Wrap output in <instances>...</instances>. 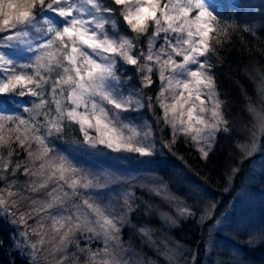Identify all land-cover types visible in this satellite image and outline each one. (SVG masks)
I'll use <instances>...</instances> for the list:
<instances>
[{
	"label": "snow or ice",
	"instance_id": "1",
	"mask_svg": "<svg viewBox=\"0 0 264 264\" xmlns=\"http://www.w3.org/2000/svg\"><path fill=\"white\" fill-rule=\"evenodd\" d=\"M253 23L242 22V30L255 34ZM229 27L215 0H0V219L32 220L37 237L29 242V233L19 232L23 241L13 237V248H30L31 264L45 250L56 264H128L123 228L136 227L131 215L140 205L134 202L141 200L146 215L154 208L135 197L131 182L137 180L181 217H194L170 179L148 171L97 172L74 153L153 157L172 152L183 137L207 161L220 135L234 131L210 59ZM157 81L153 97L145 90ZM248 113L264 130V109L253 105ZM237 146L240 163L225 172L228 192L256 154L254 131ZM120 184L129 187L120 188L117 200L113 186ZM200 196L205 207L197 209V223L207 226L208 239L239 228L246 190L222 211L221 201ZM250 226L249 220L244 227ZM249 235L264 240V226Z\"/></svg>",
	"mask_w": 264,
	"mask_h": 264
},
{
	"label": "trees",
	"instance_id": "2",
	"mask_svg": "<svg viewBox=\"0 0 264 264\" xmlns=\"http://www.w3.org/2000/svg\"><path fill=\"white\" fill-rule=\"evenodd\" d=\"M215 6L224 23L230 27L229 35L223 37L222 44L216 46V53L211 55L210 59L214 65L212 72L217 92L220 99L225 102L223 111L232 123L234 131L231 135H220L215 151L210 154L207 161L200 158L190 143H184L181 139L173 146L172 152L164 149L163 153L153 157L137 158L132 154L117 153L104 155L74 153L81 164L97 172L119 169L131 174L146 171L158 173L170 179L171 190L177 192L189 206L193 207L194 217H181L169 202L155 196L146 188L139 187L141 181H132L135 197L150 202L154 208L146 215L141 200L136 199L134 202V206L140 205L139 210L131 215V222L136 227L123 228V241L127 250L123 258L128 264H193L194 256L195 264H264V240L257 235H249L250 232L258 231L264 226V167L260 170L261 175L254 178V183L249 184L243 179L247 170L252 167L253 160L259 157L258 154L261 155L260 160L264 154V150L261 149V143H264L261 141V135L264 134V130L259 129V125L255 124L254 118L248 113V108L253 105L257 111L264 109V0H215ZM249 20L254 21L251 27L255 34L242 30V22ZM158 82L145 91L154 97L158 90ZM159 111L157 108L158 114ZM143 115L149 120H154L147 111ZM253 131L257 142V147L253 151L256 154L250 161L246 160L242 164L231 191H225L228 187L225 183V172L240 163L236 155L237 142H250ZM167 136L168 129H165L164 137ZM67 138L71 140V134ZM57 143L61 148L71 150L69 145L59 141ZM116 156L126 158L115 159ZM26 179L27 177L20 176L21 181ZM113 187L112 195L120 200V188H128L129 185L120 184ZM241 188H251L249 193L255 199V203L238 205L244 209L243 218L237 221L241 223L239 228L215 232L214 239H208L210 234L207 226H200L197 223L200 217L199 210L205 207V204L201 203L200 194L204 193L221 201L222 211L239 195L237 192H240ZM161 213L170 215L177 223H167ZM15 218L0 219V241H3V245L0 246V264H30L26 245L22 244L20 249L24 258L23 254L10 251L15 249L12 246L13 237L17 241H23L18 235L19 232L27 231L28 241H36L37 237L31 234V228L35 225L32 220H29L28 225L20 223L13 225L8 222ZM249 220L251 228H245L244 225ZM141 227L150 230L147 235L140 232ZM205 241L207 248L209 246L210 256L207 255ZM39 253L36 264H56L47 250Z\"/></svg>",
	"mask_w": 264,
	"mask_h": 264
},
{
	"label": "rangeland",
	"instance_id": "3",
	"mask_svg": "<svg viewBox=\"0 0 264 264\" xmlns=\"http://www.w3.org/2000/svg\"><path fill=\"white\" fill-rule=\"evenodd\" d=\"M158 84H159V82H158ZM259 129H260V127H259ZM258 129V130H259ZM169 129H168V136L166 137V138H170L169 137ZM181 140H182V142H184V143H190V145H191V147L196 151V149H195V147L192 145V143L190 142V141H186L185 140V138H183V137H181L180 138ZM253 150H255V149H253ZM197 152V151H196ZM198 153V152H197ZM198 155L200 156V154L198 153ZM259 155V157H257V158H255L254 160H253V163H252V167H250L248 170H247V172L245 173V177H243V179L247 182V183H254L253 181H255V177L257 176V175H261V173H260V170H261V168L262 167H264V154H263V156H262V160H260V157H261V155H260V153L258 154ZM263 183V182H262ZM194 189V188H193ZM251 188H249V189H242L241 188V190H240V192L238 191L237 192V194H241L244 190H246L247 191V196H246V198H245V200H244V203L242 204V205H250V204H254L255 203V199L251 196V194L249 193V190H250ZM195 191H196V189H195ZM172 205V208H173V210H176V207H175V205H173V204H171ZM177 211V210H176ZM238 224H241L240 222H237ZM250 228H251V226H250ZM234 229V228H233ZM232 229V230H233ZM236 229V228H235ZM237 230V229H236ZM35 242V241H34ZM21 243H22V241H21ZM209 246H208V248H207V253L209 252ZM26 251L28 252V253H30L31 252V249L30 248H28V250H27V248H26ZM20 252H21V250H20ZM24 255V254H23ZM40 255V253L38 254V256ZM208 256H210L209 255V253L207 254ZM36 258H37V256H36Z\"/></svg>",
	"mask_w": 264,
	"mask_h": 264
},
{
	"label": "water",
	"instance_id": "4",
	"mask_svg": "<svg viewBox=\"0 0 264 264\" xmlns=\"http://www.w3.org/2000/svg\"><path fill=\"white\" fill-rule=\"evenodd\" d=\"M14 251L12 250V251H10V253H13Z\"/></svg>",
	"mask_w": 264,
	"mask_h": 264
}]
</instances>
